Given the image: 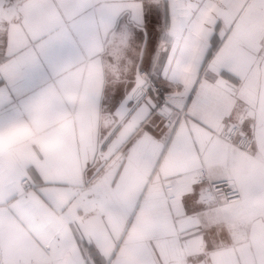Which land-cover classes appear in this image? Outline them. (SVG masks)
<instances>
[{
  "label": "snow or ice",
  "instance_id": "obj_1",
  "mask_svg": "<svg viewBox=\"0 0 264 264\" xmlns=\"http://www.w3.org/2000/svg\"><path fill=\"white\" fill-rule=\"evenodd\" d=\"M166 2L153 74L162 0H0V128L67 117L0 147V264H264V0Z\"/></svg>",
  "mask_w": 264,
  "mask_h": 264
},
{
  "label": "crops",
  "instance_id": "obj_2",
  "mask_svg": "<svg viewBox=\"0 0 264 264\" xmlns=\"http://www.w3.org/2000/svg\"><path fill=\"white\" fill-rule=\"evenodd\" d=\"M157 11L158 18L154 25H149L147 20L141 25L147 31V42L143 53H150V58L147 55L142 56L143 61H141L140 69H145L153 74L157 71H163L171 50V45H169L168 50L161 49L162 43L168 39V26L171 20L166 0H162V3L157 7ZM117 27L126 30L130 34L132 48L139 53L143 41V31L140 26H137L136 22L126 14L118 19Z\"/></svg>",
  "mask_w": 264,
  "mask_h": 264
},
{
  "label": "clouds",
  "instance_id": "obj_3",
  "mask_svg": "<svg viewBox=\"0 0 264 264\" xmlns=\"http://www.w3.org/2000/svg\"><path fill=\"white\" fill-rule=\"evenodd\" d=\"M53 100H58L59 96L52 92ZM30 107L34 112H51V103L43 97H39L31 102ZM67 124V117L63 113L51 112L46 120L33 118L19 123H10L0 128V147H8L20 143L26 139L34 138L39 135L43 127H50L48 143L52 148H59L63 144L62 131Z\"/></svg>",
  "mask_w": 264,
  "mask_h": 264
},
{
  "label": "water",
  "instance_id": "obj_4",
  "mask_svg": "<svg viewBox=\"0 0 264 264\" xmlns=\"http://www.w3.org/2000/svg\"><path fill=\"white\" fill-rule=\"evenodd\" d=\"M140 28L142 29L143 31V41H142V45H141V48H140V52L143 51L144 52V49H145V45H146V42H147V31L145 29V27L143 26H140ZM141 61L142 60V56L139 58V67H141Z\"/></svg>",
  "mask_w": 264,
  "mask_h": 264
},
{
  "label": "built area",
  "instance_id": "obj_5",
  "mask_svg": "<svg viewBox=\"0 0 264 264\" xmlns=\"http://www.w3.org/2000/svg\"><path fill=\"white\" fill-rule=\"evenodd\" d=\"M142 71H145V69H141Z\"/></svg>",
  "mask_w": 264,
  "mask_h": 264
}]
</instances>
